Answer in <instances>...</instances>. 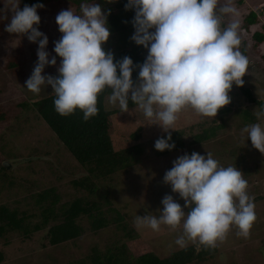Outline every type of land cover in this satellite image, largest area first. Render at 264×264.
Returning a JSON list of instances; mask_svg holds the SVG:
<instances>
[{
  "label": "clouds",
  "instance_id": "obj_1",
  "mask_svg": "<svg viewBox=\"0 0 264 264\" xmlns=\"http://www.w3.org/2000/svg\"><path fill=\"white\" fill-rule=\"evenodd\" d=\"M0 20L7 19L8 33L26 36L37 43V60L24 87L38 94L50 85L55 111L62 116L79 109L88 120L98 112L97 97L110 89L108 101L121 112L129 111V100L144 117L158 125L165 135L153 144L157 151L173 150L172 133L178 114L192 108L201 116L215 117L231 101L233 84L242 86L248 58L241 52L238 34L239 13L232 0H127L124 9H132L130 39L147 50L142 63L134 64L129 56L115 59L103 45L110 36L107 17L96 0H81L79 12L70 7L55 16L62 34L53 41L49 58L48 37L38 30L42 3L19 8L20 0H3ZM226 15L232 19L222 27ZM57 75L44 73L46 65H56ZM136 79L132 73L137 70ZM43 73V74H42ZM264 116V106L256 111ZM251 145L264 154V126L246 125ZM172 193H178L183 206L171 194L161 199L162 208L155 214L136 215L137 228L159 230L181 226L174 243L180 248L188 242L215 247L235 226L237 235L247 238L256 220L253 198L247 193V180L232 165L221 166L211 152H184L172 161L163 176Z\"/></svg>",
  "mask_w": 264,
  "mask_h": 264
},
{
  "label": "rangeland",
  "instance_id": "obj_2",
  "mask_svg": "<svg viewBox=\"0 0 264 264\" xmlns=\"http://www.w3.org/2000/svg\"><path fill=\"white\" fill-rule=\"evenodd\" d=\"M96 3L104 11L113 5V0H96ZM232 3L239 13L240 50L249 61L242 77L243 85L253 97L264 101V59L261 57L264 54V40L255 44L252 37L254 31L264 34V0H232ZM43 5V8L37 9L40 16L38 30L48 37L46 51L51 58L55 55L52 51L53 41L62 35L55 16L70 7L75 12L79 10L68 0H49ZM0 6L4 7L3 0H0ZM253 10L257 13V20L246 29L243 18ZM6 15L8 18L0 21V110L3 114L0 118V163L8 166L5 176L0 172V205L16 210L18 215L24 214L25 223L32 226L41 218L35 193L52 187L58 196L54 206L56 211L60 203L70 202L74 198H94L100 201L104 215L110 221L105 227L92 231L88 219L82 215L78 219L84 226L82 235L42 249L39 248L43 242L42 230L29 238L24 237L21 231L5 232L0 237V251L3 254L0 264H77L80 259L91 255L95 246L97 252L102 253L118 243L128 242L127 249L134 253L137 243L132 239L135 238L142 239L148 249L157 255L180 249L174 241L182 230L181 226L173 229L161 225L159 230L154 231L146 227L137 228L134 218L146 212L155 214L158 208H162L160 202L165 194H171L183 206V199L178 193H172L170 185L163 182V176L177 156L192 151L201 154L211 152L221 166L232 165L242 171L247 180V193L255 204L256 220L247 238L237 235L238 229L233 226L223 241H217L218 252L205 261L191 264H264V154L251 145L247 134L241 137V129L246 125L260 123L264 126V116L258 119L255 114L260 108L259 104L248 100L233 84L229 93L230 103L220 108L215 117L201 116L190 107L182 110L175 122V130L169 131L181 133L183 148L157 155L153 144L158 137L165 135L161 128L149 124L151 121L135 105L129 107V111L121 112L119 106L110 104L107 97L106 107L119 109L113 114L114 128L111 131L115 148L129 146L132 140L128 135L142 126L139 142L143 150L128 170H118L110 178L95 179L96 191L89 193L73 183L86 176L87 169L75 162L30 104L33 97L52 90L51 86L42 87L38 94L24 87L37 60L38 44L29 42L26 36L6 32L4 27L10 22L12 12L6 9ZM231 19L230 15H226L222 27L227 26ZM115 46V36L110 33L103 47L113 51ZM60 59L57 56L56 65H46L44 73L57 75ZM212 127V138L194 142L195 135ZM106 197L110 201L107 204ZM110 207L118 210L123 218L113 219L116 216L109 210ZM120 223L125 225L124 229ZM127 232H130V236H127ZM197 243L188 242L187 245ZM139 248L142 249V246Z\"/></svg>",
  "mask_w": 264,
  "mask_h": 264
},
{
  "label": "trees",
  "instance_id": "obj_3",
  "mask_svg": "<svg viewBox=\"0 0 264 264\" xmlns=\"http://www.w3.org/2000/svg\"><path fill=\"white\" fill-rule=\"evenodd\" d=\"M49 0H20L19 8L25 4L31 6L34 3L44 4ZM71 5H75L79 10L81 0H68ZM127 0H113V5L108 7L110 14L107 17L109 31L114 34L116 39L115 49L112 51L115 59H121L129 56L134 64L142 63L147 51L143 46L136 45L130 36L134 29L130 23L134 16L132 9L125 10L124 4ZM1 8V6H0ZM257 20L256 11H250L244 18V28H248ZM2 21V20H0ZM255 44L264 40V34L260 31H254L252 34ZM264 59V54L261 55ZM138 69L133 71L132 78L136 79ZM241 93L250 101H255L259 107L264 106V101L257 100L252 96L250 90L242 86H237ZM110 94V89H105L98 94L97 108L95 116L88 120L83 119V113L77 109L72 114L62 116L55 111L52 90L44 95L35 96L31 99L30 104L37 111L41 119L46 123L49 129L55 134L63 147L73 157L75 162L87 169V175L80 180L73 181L75 186L81 187L89 193L96 191L95 179L103 177L110 178L118 170H128L133 161L142 152V146L139 142L141 138L142 126H138L128 138L132 140L129 146L116 149L111 137L113 126V114L119 109H109L106 107L105 100ZM134 103L129 100V107ZM246 112V111H245ZM249 113V111H247ZM0 110V118L2 116ZM214 136V127L204 129L201 133L194 136V142H203ZM172 140L175 141V148L171 151H157V155H164L169 152L183 148L181 133L172 132ZM6 167L0 163V172L5 176ZM54 188L43 189L35 193V203L38 204L41 218L39 222L32 226L25 223L26 216L18 215L16 210L8 206L0 205V237L9 231H21L26 238L33 236L39 230H42L40 249L48 245L55 246L67 241H72L82 235L84 226L78 222L79 217L84 215L88 219L89 228L97 231L105 227L110 221L102 210L101 203L98 199L77 197L70 202L60 203L58 210L55 204L58 202V196ZM106 204L109 199L106 197ZM115 213L113 219L121 220L123 217L115 208H109ZM121 228L125 225L120 223ZM130 236V232H127ZM137 243L134 247V253L127 249V243H118L104 252H97L95 246L91 255L87 258L80 259L77 264H191L205 261L211 258L216 252L217 247H206L200 243L190 244L184 248L171 251L164 255H157L148 249L146 243L140 239H132ZM9 243V242H8ZM131 243H129L130 245ZM142 246V249L139 246ZM0 251V260L2 259ZM88 259V260H87ZM63 264V263H59ZM71 264V263H66Z\"/></svg>",
  "mask_w": 264,
  "mask_h": 264
},
{
  "label": "water",
  "instance_id": "obj_4",
  "mask_svg": "<svg viewBox=\"0 0 264 264\" xmlns=\"http://www.w3.org/2000/svg\"><path fill=\"white\" fill-rule=\"evenodd\" d=\"M3 165L5 166V167H7L8 165H6L5 163H3Z\"/></svg>",
  "mask_w": 264,
  "mask_h": 264
}]
</instances>
